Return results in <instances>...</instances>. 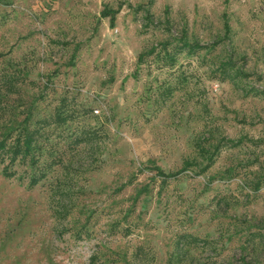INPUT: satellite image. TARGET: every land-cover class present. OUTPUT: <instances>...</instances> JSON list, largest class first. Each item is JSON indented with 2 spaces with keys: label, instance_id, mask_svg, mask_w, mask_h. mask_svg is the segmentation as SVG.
<instances>
[{
  "label": "rangeland",
  "instance_id": "374dc122",
  "mask_svg": "<svg viewBox=\"0 0 264 264\" xmlns=\"http://www.w3.org/2000/svg\"><path fill=\"white\" fill-rule=\"evenodd\" d=\"M23 124L0 264H264V0H0Z\"/></svg>",
  "mask_w": 264,
  "mask_h": 264
},
{
  "label": "trees",
  "instance_id": "16d2710c",
  "mask_svg": "<svg viewBox=\"0 0 264 264\" xmlns=\"http://www.w3.org/2000/svg\"><path fill=\"white\" fill-rule=\"evenodd\" d=\"M112 20H110V26H112ZM183 43V42H182ZM194 45H188V48H192ZM55 119L63 121V115L56 112ZM42 125V124H40ZM42 127V126H41ZM40 133V126L29 128L27 124L20 126L14 138L10 143L6 140L10 138V135L0 134V163L3 162L4 158L7 159L8 165L2 168V174L6 177L13 175V172L8 169V166L14 164L16 161L28 162L30 165L35 164L32 150L34 148V141L36 135ZM45 168L35 166L27 176L26 186L32 187L45 175Z\"/></svg>",
  "mask_w": 264,
  "mask_h": 264
}]
</instances>
